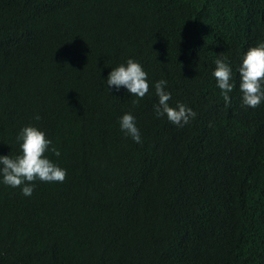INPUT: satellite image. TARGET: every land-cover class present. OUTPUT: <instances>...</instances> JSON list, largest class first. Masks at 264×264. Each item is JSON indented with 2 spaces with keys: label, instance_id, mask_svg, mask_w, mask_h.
<instances>
[{
  "label": "trees",
  "instance_id": "1",
  "mask_svg": "<svg viewBox=\"0 0 264 264\" xmlns=\"http://www.w3.org/2000/svg\"><path fill=\"white\" fill-rule=\"evenodd\" d=\"M261 42L264 0H0V155L34 126L67 172L31 196L0 178V264H264V101L242 104L238 73ZM128 59L147 73L138 105L106 85ZM162 79L189 123L156 115Z\"/></svg>",
  "mask_w": 264,
  "mask_h": 264
},
{
  "label": "clouds",
  "instance_id": "2",
  "mask_svg": "<svg viewBox=\"0 0 264 264\" xmlns=\"http://www.w3.org/2000/svg\"><path fill=\"white\" fill-rule=\"evenodd\" d=\"M240 82L239 89L242 93V104L249 108H256L264 101V42L250 47L244 54L238 69ZM213 76L217 87L221 90L225 103H230L229 93L233 91L232 71L224 59L215 60ZM166 80L155 82V95L158 100L154 106L157 116H166L177 126H183L196 117V112L184 104L172 107L169 104L171 93L165 90ZM106 85L116 89L124 87L132 95L137 97L134 104H139L149 92L147 73L142 66L128 59L126 64H121L109 72ZM39 117H37L38 119ZM120 128L135 142L142 143L140 131L136 126L135 117L131 113H125L120 118ZM20 154L15 158L9 155H0V178L2 182L12 188H20L22 194L31 196L34 183L39 180L47 183H63L67 172L53 163L45 155L51 150L56 156L60 152L50 148L51 140L45 133L34 126H25L17 135Z\"/></svg>",
  "mask_w": 264,
  "mask_h": 264
}]
</instances>
